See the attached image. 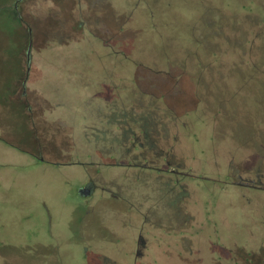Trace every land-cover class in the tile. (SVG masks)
Segmentation results:
<instances>
[{
	"label": "rangeland",
	"instance_id": "obj_1",
	"mask_svg": "<svg viewBox=\"0 0 264 264\" xmlns=\"http://www.w3.org/2000/svg\"><path fill=\"white\" fill-rule=\"evenodd\" d=\"M15 5L0 0V264H264V0ZM110 47L145 65L138 82Z\"/></svg>",
	"mask_w": 264,
	"mask_h": 264
},
{
	"label": "crops",
	"instance_id": "obj_2",
	"mask_svg": "<svg viewBox=\"0 0 264 264\" xmlns=\"http://www.w3.org/2000/svg\"><path fill=\"white\" fill-rule=\"evenodd\" d=\"M17 1V0H16ZM16 8H18V7H16ZM20 15V14H19ZM83 20V22H85V20L84 19H82ZM110 29H112L113 30V28H110ZM102 44H103V42H102ZM100 45V47H95L94 46V48H93V50H94V52H96V55L98 56V55H100V53H102L101 51L102 50H104V44L103 45ZM106 48V47H105ZM110 52H112V55L110 56L109 55V58H111L112 60H111V62H112V64H114V67H115V69H117V70H115V72H116V74H119V75H121V77L124 79H128L129 80V78H131L132 80L131 81H135V79H140L139 77H138V75L136 74V72L138 71V69H139V66L137 67V69L134 71L133 70V68L131 67V66H121V65H119V64H117V61H116V52L114 51V50H112V48L110 47ZM106 51V50H105ZM66 52H69V48L68 49H66ZM107 53V52H106ZM41 55V54H40ZM113 58H115L114 60H113ZM121 62V61H120ZM123 65V64H122ZM32 66V65H31ZM90 67L92 68V65L91 66H86V70L87 71H89L90 70ZM94 73V77H92L91 79H89L87 82H86V84H88L89 83V85L91 84V85H94V87H93V91H94V89L95 88H99V87H101V86H104V80H105V77H103L102 75H101V73L100 72H95L93 69H92V71L90 72V73ZM130 73L132 74V75H134L133 77L130 75ZM87 79H88V76H87ZM27 81H28V79H27ZM27 81H26V83H27ZM95 82L97 83V84H95ZM98 90V89H97ZM91 114V113H90ZM41 161H43L42 159H41ZM132 252H133V250H131ZM134 253H136V251L135 252H133V254ZM137 257V256H136ZM133 261V260H132ZM134 264V263H133Z\"/></svg>",
	"mask_w": 264,
	"mask_h": 264
},
{
	"label": "water",
	"instance_id": "obj_3",
	"mask_svg": "<svg viewBox=\"0 0 264 264\" xmlns=\"http://www.w3.org/2000/svg\"><path fill=\"white\" fill-rule=\"evenodd\" d=\"M19 1L20 0L16 1V7H18V2ZM29 31H30V39H29L28 46H27V49H26L27 72H26V77H25V80H24V88H25V85H26V81H27V79L29 77L30 69H31V65H32L33 38H32V30H31V28H29ZM82 193L83 194H90V191L87 188H83L82 189Z\"/></svg>",
	"mask_w": 264,
	"mask_h": 264
},
{
	"label": "trees",
	"instance_id": "obj_4",
	"mask_svg": "<svg viewBox=\"0 0 264 264\" xmlns=\"http://www.w3.org/2000/svg\"><path fill=\"white\" fill-rule=\"evenodd\" d=\"M154 26H155V25H154ZM155 27L157 28V26H155ZM152 30H153V29H152ZM156 31H157V30H156ZM186 43H188V42H186ZM125 51H127V52H128V50H127V49H126ZM125 51H124V52L122 51V52H121V55H123V54H126V52H125ZM128 53H129V52H128ZM128 53H127V54H128ZM131 60H132V59H131ZM127 63H130V61H129V62H127ZM130 64H131V63H130ZM130 64H128V65H130ZM126 65H127V64H126ZM126 65H123V66H126ZM128 65H127V66H128ZM137 65H138L139 67H143V66H145V65H144V64H142V63H141V64L139 63V64H137ZM134 82H138V79H135V81H134Z\"/></svg>",
	"mask_w": 264,
	"mask_h": 264
},
{
	"label": "flooded vegetation",
	"instance_id": "obj_5",
	"mask_svg": "<svg viewBox=\"0 0 264 264\" xmlns=\"http://www.w3.org/2000/svg\"><path fill=\"white\" fill-rule=\"evenodd\" d=\"M15 7H16V5H15ZM85 188H87L91 192V190L94 188V185L92 183H88ZM80 191L82 192V190H80Z\"/></svg>",
	"mask_w": 264,
	"mask_h": 264
}]
</instances>
